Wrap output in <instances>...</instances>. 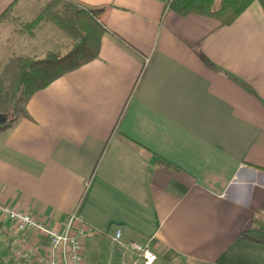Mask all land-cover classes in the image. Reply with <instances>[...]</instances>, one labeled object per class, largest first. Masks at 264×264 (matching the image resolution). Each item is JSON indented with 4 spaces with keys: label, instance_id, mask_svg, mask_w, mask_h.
I'll use <instances>...</instances> for the list:
<instances>
[{
    "label": "crops",
    "instance_id": "obj_1",
    "mask_svg": "<svg viewBox=\"0 0 264 264\" xmlns=\"http://www.w3.org/2000/svg\"><path fill=\"white\" fill-rule=\"evenodd\" d=\"M56 1L0 0V202L55 227L75 213L88 264L122 262L119 229L154 264H264L241 237L264 216V6L222 25L166 0H64L95 11L100 55L11 114L21 60L72 48L52 29L34 44L38 25L71 39L48 17ZM32 238L1 220L0 261Z\"/></svg>",
    "mask_w": 264,
    "mask_h": 264
},
{
    "label": "trees",
    "instance_id": "obj_2",
    "mask_svg": "<svg viewBox=\"0 0 264 264\" xmlns=\"http://www.w3.org/2000/svg\"><path fill=\"white\" fill-rule=\"evenodd\" d=\"M255 1L264 6V0H166V8L181 16L198 14L214 18L222 25H231ZM95 16L93 9L81 8L71 1H56L48 17L68 34L73 45L65 55L49 52L44 58L21 60L19 65L28 97L99 57L106 28ZM241 237L264 244V216L256 217L252 228L243 231Z\"/></svg>",
    "mask_w": 264,
    "mask_h": 264
},
{
    "label": "built area",
    "instance_id": "obj_3",
    "mask_svg": "<svg viewBox=\"0 0 264 264\" xmlns=\"http://www.w3.org/2000/svg\"><path fill=\"white\" fill-rule=\"evenodd\" d=\"M9 220L17 232L30 234L34 240L31 250L25 249L21 242L14 240L12 259L14 264H88L85 252V238L88 236L86 225L78 223L76 214H71L62 227H55L39 220L33 214L20 208L0 202V221ZM122 231L116 232L114 243L124 247L122 262L117 264H154L156 252L140 240H132L124 245ZM136 258L126 260V254ZM109 264H114L112 261Z\"/></svg>",
    "mask_w": 264,
    "mask_h": 264
},
{
    "label": "rangeland",
    "instance_id": "obj_4",
    "mask_svg": "<svg viewBox=\"0 0 264 264\" xmlns=\"http://www.w3.org/2000/svg\"><path fill=\"white\" fill-rule=\"evenodd\" d=\"M41 17H39L38 18V20L36 21V22H38L39 23V19H40ZM41 22H45V19H44V16H43V20L42 21H40V23ZM46 22H48L47 20H46ZM39 26L40 25H38L36 28H34L33 29V33L35 32V33H37L36 34V40H33L34 41V44L36 45V47H37V51H42V50H44L45 49V45L46 44H48V42H50L49 40V38H47V36L49 35L48 33L49 32H51V31H49L50 29H52V30H54L53 32H55L57 35H59V36H62V38H60V44H64L65 42H71V40L72 39H68L66 36H64L63 34H61L60 32H59V30L53 25V24H46L43 28H39ZM48 31V32H47ZM56 35V36H57ZM49 39V40H48ZM29 40H31V39H29ZM54 52V51H53ZM24 85V84H23ZM25 91V85L21 88V92H20V94H19V96H18V98H16V101L14 102V106H8V108H6V110L7 111H10V113L11 114H16V113H18V109L20 108V107H22L21 105L23 104V100H25V97L27 96L26 95V93L24 94L23 92ZM25 97H24V96ZM21 103V104H20ZM17 104H18V106H17ZM5 107V106H4ZM12 110H15L14 111V113L12 112ZM9 115V114H8ZM0 252L1 253H4V247H3V245H1V243H0ZM0 264H3L2 263V261H0Z\"/></svg>",
    "mask_w": 264,
    "mask_h": 264
},
{
    "label": "water",
    "instance_id": "obj_5",
    "mask_svg": "<svg viewBox=\"0 0 264 264\" xmlns=\"http://www.w3.org/2000/svg\"><path fill=\"white\" fill-rule=\"evenodd\" d=\"M8 121V115L1 113L0 114V125L5 124Z\"/></svg>",
    "mask_w": 264,
    "mask_h": 264
}]
</instances>
